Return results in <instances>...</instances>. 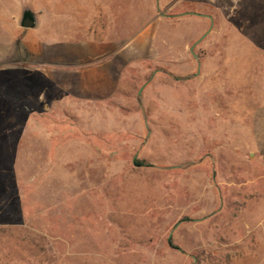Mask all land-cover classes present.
<instances>
[{"label": "rangeland", "instance_id": "1", "mask_svg": "<svg viewBox=\"0 0 264 264\" xmlns=\"http://www.w3.org/2000/svg\"><path fill=\"white\" fill-rule=\"evenodd\" d=\"M0 264H264V0H0Z\"/></svg>", "mask_w": 264, "mask_h": 264}, {"label": "water", "instance_id": "2", "mask_svg": "<svg viewBox=\"0 0 264 264\" xmlns=\"http://www.w3.org/2000/svg\"><path fill=\"white\" fill-rule=\"evenodd\" d=\"M40 20L38 15L32 11L31 8L26 7L24 8V11L22 12V18L20 21V26L26 30H36L39 28ZM202 39L197 42L196 45H198Z\"/></svg>", "mask_w": 264, "mask_h": 264}]
</instances>
